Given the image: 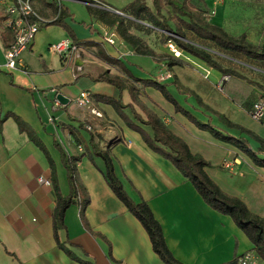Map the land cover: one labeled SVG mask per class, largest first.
<instances>
[{"label": "crops", "instance_id": "0c3cea01", "mask_svg": "<svg viewBox=\"0 0 264 264\" xmlns=\"http://www.w3.org/2000/svg\"><path fill=\"white\" fill-rule=\"evenodd\" d=\"M99 1V6L83 5L123 19L127 33L156 54L171 53L169 41H164L161 32L132 18L129 7L134 0ZM71 3L80 2H62L66 16L60 26L52 24L57 18L52 1H32L33 10L48 24L40 28L21 55L27 73L3 67V53L12 37L3 25L0 7V264H164L153 253L145 230L107 186L104 163L94 154L95 149L109 151L115 177L131 201L147 204L175 260L181 264H234L236 257L252 249L247 237L229 217L205 204L191 183L169 161L151 151L127 122L151 136L149 127L135 120L133 114L144 119L143 109L152 112L191 154L204 160L205 174L221 192L240 199L259 218H264V169L175 112L157 90L146 87L132 100L127 90L130 82L121 70L99 59L95 47L83 44H97L140 81L158 82L159 70L165 69L171 77L160 84L166 85L181 110L203 125L244 139L255 152L260 145L227 127L226 122L264 140V127L249 116L251 105L264 99V62L247 61L183 31V42L205 51L221 69L235 76L207 66L173 42L179 52L175 58L181 65L166 69L150 57L133 53L115 26L100 21L88 9L86 20L76 19L68 9ZM199 7L206 9V21L211 26L234 38L244 35L254 47L264 48L261 16L249 12L264 7V0H202ZM65 27L80 49L79 57L68 62L49 51L51 44L72 40ZM115 78L121 83V91L106 81ZM81 92L89 95L91 108L101 114L100 118L74 104ZM57 94L69 103L59 104ZM232 95L241 100L240 105ZM101 99L124 108L115 110ZM13 117L32 130L43 149L18 130ZM71 158H79L75 163L79 194L65 211L60 248L51 226L56 200L52 181L65 198L69 184L63 161ZM38 177L48 180L50 186L38 183ZM83 196L89 203L80 217L78 203Z\"/></svg>", "mask_w": 264, "mask_h": 264}, {"label": "trees", "instance_id": "16d2710c", "mask_svg": "<svg viewBox=\"0 0 264 264\" xmlns=\"http://www.w3.org/2000/svg\"><path fill=\"white\" fill-rule=\"evenodd\" d=\"M149 1L150 7L145 4L144 0H134V2L129 7L132 18L136 21L147 23L153 30L161 32V36H164V41L173 42V44L181 51L201 60L207 66L219 71L220 73L224 75H230V77L235 76L234 72L221 69L215 62L212 61L209 54L205 51L199 50L192 45L183 42V31H189L200 39L214 43L222 51L240 55L247 61L264 62V48L254 47L245 40L244 35L234 38L227 35L220 28L208 24L206 21V9L199 7L202 3V0ZM53 4L54 10H59V15L52 24L61 26L63 19L66 16V10L62 6L58 7L55 2H53ZM87 9L91 14L96 16L100 21L106 23L108 26H115L118 36L131 48L133 53L150 57L156 63L160 64V67H165L166 69L181 65V62L178 61L177 58H175L171 53L169 55L156 54L139 38L128 34L123 19L110 17L105 11L96 8L88 7ZM65 29L68 36L74 42L72 32L66 27ZM162 41L163 39H161V42ZM83 46L95 47L97 57L99 59H101L106 64L116 66L121 70L122 74L125 75V77L128 79V82H130L127 90L132 100H136V96H138L141 90L146 87L157 90L167 102L173 105L175 112L181 113L197 128L208 132L213 138L234 146L241 153L247 156L255 166L264 169V155L262 154L264 152V140L257 139L250 132L226 122L227 127L238 130L240 133L245 134L260 145V148L255 152L249 147L244 139L223 134L210 124L203 125L195 121L185 111L181 110L177 106L174 99L167 92L165 84H160L156 81L150 80L140 81L134 79L129 74V72H127V70L121 66V64L110 58L97 44L84 43ZM106 81L113 83L117 88H119L120 91L122 90L121 83L117 78H115V80L106 79ZM233 96L234 95L230 97L235 103L240 105L241 100L239 101ZM101 100L104 103L112 105L115 110H118V108H124L122 106H117L116 103L109 99ZM142 111L144 119L135 113L133 116L135 120L149 127L152 135H147L144 130L128 122L127 126L140 134L141 139L151 151L158 154L163 159L169 161L173 167L187 181L191 183L205 204H207L212 210L229 217L233 221L235 226L249 240L250 244L252 245V249L250 251L256 254L259 259V264H264V218H259L253 215L240 199L227 196L221 192V190L205 174L204 168L207 166V164L204 162V160L197 155L191 154L185 143L173 136L156 117V115L145 109ZM13 119L18 127V130L21 133H25L28 138L35 143V145L43 149V147L35 141L32 130L17 117H13ZM221 120H223V118H221ZM262 123H264V121ZM94 154L100 157L104 163L103 176L107 186L116 199L145 230L153 253L157 255V257L164 264H181L175 260V258L167 249L161 228L154 219L147 204L144 201H139L136 203L131 201L123 189L120 181L115 177L109 151H100L95 149ZM78 160L79 158H71L63 161L69 184V194L65 198H61L58 193L55 180L52 181V187L56 200L55 207L51 214V226L53 239L60 248H63L60 243V239L62 232L65 231V211L71 204L76 202L79 194L75 169V163ZM51 172L52 175H54L52 166ZM88 203L89 200L86 196H83V199L79 201L78 204L80 217H82L84 209ZM64 251L68 256L73 257L68 250Z\"/></svg>", "mask_w": 264, "mask_h": 264}, {"label": "built area", "instance_id": "2783aa9c", "mask_svg": "<svg viewBox=\"0 0 264 264\" xmlns=\"http://www.w3.org/2000/svg\"><path fill=\"white\" fill-rule=\"evenodd\" d=\"M33 0H0V7L3 11V25L9 31L12 41L8 48L4 51L3 67L8 71L20 70L24 73L29 72L28 68L21 61V55L26 52L38 31L41 27L48 24L46 20L41 18L32 8ZM55 2L59 7L63 1L80 2L87 6L94 4L99 6V3L93 0H50ZM59 10H57V17ZM57 19V18H56ZM107 43L113 44L111 39L106 40ZM168 48L174 57H177L179 52L172 46L169 41ZM49 51L56 55L62 62H68L72 58L79 57V46L70 39H65L49 46ZM170 74L165 69H160L157 76L159 83L170 79ZM74 104L80 109H88L89 112L100 118L101 114L91 108L89 95L86 92H81L74 100ZM251 120L260 122L264 127V100L255 101L249 111ZM38 183H43L50 186V182L43 177H38ZM234 264H259V259L252 251L246 252L238 256L234 260Z\"/></svg>", "mask_w": 264, "mask_h": 264}, {"label": "rangeland", "instance_id": "374dc122", "mask_svg": "<svg viewBox=\"0 0 264 264\" xmlns=\"http://www.w3.org/2000/svg\"><path fill=\"white\" fill-rule=\"evenodd\" d=\"M94 2H101V1H97V0H94L93 1V4ZM116 3L117 2H120V0H116L115 1ZM145 4L150 6V1L149 0H144ZM68 9L70 11V14H72L73 16L76 17V19L80 20L81 18L83 19H87L88 18V12H87V7L84 6L83 4H80V3H71L68 5ZM254 11V16H261V19H262V27H264V7H260V8H254L253 10L250 9L249 12L252 13ZM258 14V15H257ZM256 123H259L261 125L260 122H256Z\"/></svg>", "mask_w": 264, "mask_h": 264}, {"label": "water", "instance_id": "95a60500", "mask_svg": "<svg viewBox=\"0 0 264 264\" xmlns=\"http://www.w3.org/2000/svg\"><path fill=\"white\" fill-rule=\"evenodd\" d=\"M111 12H113V13L119 15V16H123V15H122L121 13H119V12H116V11H111ZM55 100H56L57 102H59V104H61V105H66V104L69 103V99H67L66 97H64L62 94H57V95L55 96Z\"/></svg>", "mask_w": 264, "mask_h": 264}]
</instances>
